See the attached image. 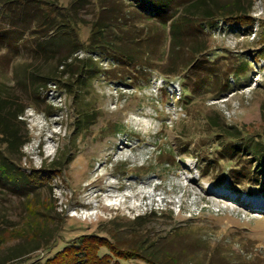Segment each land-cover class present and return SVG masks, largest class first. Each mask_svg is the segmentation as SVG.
I'll use <instances>...</instances> for the list:
<instances>
[{"label": "rangeland", "instance_id": "1", "mask_svg": "<svg viewBox=\"0 0 264 264\" xmlns=\"http://www.w3.org/2000/svg\"><path fill=\"white\" fill-rule=\"evenodd\" d=\"M210 6L215 26L189 36L203 51L197 56L174 51L169 28L145 19L134 1L87 0L76 14L80 40L89 41L99 20L140 57L116 67L98 53L77 54L99 63L100 74L80 76V61L60 67L52 56H33L27 27L10 28L20 34L9 42L0 39L1 92L27 109L19 133L28 142L11 177L0 169V264L45 263L83 237L124 250L118 258L102 249L108 264H149L135 250L160 264H264V163L254 164L249 152L225 154L218 129L246 133L264 148V0ZM236 6H252L249 21L220 18ZM8 19L0 15V28L11 27ZM197 58L207 59L201 71L192 65ZM25 72L34 74V85ZM174 72L191 73L189 88L195 78L205 81L192 100H183ZM247 159L257 179L242 176ZM145 196L156 210H133Z\"/></svg>", "mask_w": 264, "mask_h": 264}, {"label": "trees", "instance_id": "2", "mask_svg": "<svg viewBox=\"0 0 264 264\" xmlns=\"http://www.w3.org/2000/svg\"><path fill=\"white\" fill-rule=\"evenodd\" d=\"M128 1L135 2L136 8L142 13L145 19H155V23L163 29L169 28L168 38L170 37L171 46L174 51L184 48L192 55L196 54L197 56H201L203 51H199L191 45L189 36L196 31L206 33V31L212 29L217 22H215L217 16L215 10L219 9V3L215 2V9V6H210V0ZM74 2L75 3L71 5L70 8H67L47 0H0V15H2V18L8 17V23L11 26L9 29L0 28V39L9 42L11 36L20 34L19 32L13 33L11 30L27 27L28 29L26 30L31 33L28 38L31 40V53L33 56H52L53 59L58 60L60 67H71L73 63H69V61H80L82 70L79 72L80 76H82V74L86 75V72L91 75L102 73L99 67L100 64L93 58L90 59V57H88L83 60L78 58L79 55L77 54L82 52L89 54L98 53L109 61H112L111 64L116 67L123 64L125 67H130L133 62L140 58L133 56L131 50L123 47L125 44L119 43L118 38L114 39V34L112 32H107L109 30L108 25L103 24L102 21L99 20L93 25L89 41L87 43L82 42L78 30L81 19H78L77 12L80 11L82 6H85L87 0H74ZM235 10H233V13L230 11L231 13L222 15L220 18L223 17L222 20L231 19L230 21L240 22L250 20L245 15L250 14V12H248L249 10L247 12L243 11L240 6H236ZM225 11L228 12L224 7L223 12ZM37 32H44L45 35L40 36ZM124 40L125 39L122 38V42ZM261 50L264 55V46ZM11 52L12 55L18 54L19 45H14L11 48ZM141 60V62L144 61L143 59ZM201 62H207V59L202 60L197 58L192 63V65L196 64L195 67L197 71L204 69V67L199 64ZM183 68L184 71L187 69L189 70L188 66H183ZM151 70L154 71L157 69L151 68ZM26 72L24 75L25 77L23 76L22 78H24L26 82L29 81L28 83L31 85H34L36 83L34 74H26ZM64 72L67 71L65 70ZM67 73L70 74L69 71ZM170 74L173 73H171V71H167L166 74L163 73L165 76ZM186 74L187 75L184 77H179L180 75L174 72V77L179 78L178 81L182 84L183 100H192L196 88H200L205 81L195 78L193 80V85L189 88L188 80L192 78V75L190 72ZM73 76H75V74ZM198 78H201V75H198ZM229 86L228 82H226L225 89H222L221 93L228 91ZM175 97L180 98L178 95H175ZM13 100V98L6 97L4 93L1 92L0 88V169L4 172H10V177L12 175L11 173L16 171L13 167L14 163L18 160H22L24 156L22 152L23 147L28 143L27 141L24 142L21 140L19 133V127L22 124H26L25 115L27 109L20 108L19 106L16 107ZM84 114L86 113L84 112ZM218 129L221 132L219 136H223L227 140L226 147H223L225 154L242 157L244 153L247 154L249 152L252 153L254 157L257 156L258 158L254 161V164L259 162L264 163V148L258 146L259 143H257L256 139H252V137L241 131L230 132L227 127H219ZM238 140L240 141L239 143ZM247 160H249V166L243 169V173H241L243 174L242 176H251L257 179V175L252 172L253 162H251L250 159ZM11 166L13 168H11ZM32 177L33 176H30V178ZM254 182H258V180ZM256 185L260 186L258 183H256ZM142 219L143 217H138L136 222ZM104 248L108 250L110 257L116 256L120 258L122 251H124L118 249L107 240L83 237L78 244L64 248L58 255L41 264H108L110 260V258L107 257L108 255H101V251ZM134 254L136 259H144V261L149 264H160L156 257H143L139 255L136 250Z\"/></svg>", "mask_w": 264, "mask_h": 264}, {"label": "built area", "instance_id": "3", "mask_svg": "<svg viewBox=\"0 0 264 264\" xmlns=\"http://www.w3.org/2000/svg\"><path fill=\"white\" fill-rule=\"evenodd\" d=\"M155 189H157V186H154V191H155ZM155 192H157V191H155ZM159 194H160V191L158 190V196H159ZM157 195H153V196H151V198L153 199L154 197H155V200L156 199H158L157 197H158ZM132 197V194L131 193H128L127 191L125 192V196H124V203L126 202V203H128L129 202V199ZM128 198V200L126 201V199ZM147 198V196H145V197H143V200L142 201H140L139 203L136 201L135 202V206H137L138 208H142L143 206L144 207H146V206H148V204L150 205V203H147V202H143L145 199ZM155 200H152L154 203H156V201ZM133 203H134V201H133ZM210 203H212V202H210ZM232 204V203H231ZM134 206V207H135ZM151 207H152V209H154V210H156V207L155 206H153V205H150ZM133 206H131V208H132ZM135 208H133V210H134ZM208 211H209V209H208ZM211 212H213V209L211 210Z\"/></svg>", "mask_w": 264, "mask_h": 264}, {"label": "bare ground", "instance_id": "4", "mask_svg": "<svg viewBox=\"0 0 264 264\" xmlns=\"http://www.w3.org/2000/svg\"><path fill=\"white\" fill-rule=\"evenodd\" d=\"M103 177H106V175H102V176H100L99 179H101V178H103ZM104 179H105V178H104ZM130 188H131V187H130ZM138 188H139V187H136V186H135V187H132L131 189H132V190H138ZM141 192H143V191H141ZM102 195H103V194H102V192H101V196H102ZM99 197H100V196H98L97 198H99ZM121 204H122V202L120 203V205H118V206L116 205V206H114L113 208L121 207ZM237 205H238V204H237ZM132 208L137 209V206L132 207ZM86 220H87V219H86Z\"/></svg>", "mask_w": 264, "mask_h": 264}]
</instances>
